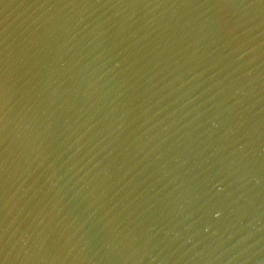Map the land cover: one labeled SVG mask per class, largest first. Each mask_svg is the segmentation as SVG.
I'll use <instances>...</instances> for the list:
<instances>
[{"label": "water", "instance_id": "water-1", "mask_svg": "<svg viewBox=\"0 0 264 264\" xmlns=\"http://www.w3.org/2000/svg\"><path fill=\"white\" fill-rule=\"evenodd\" d=\"M0 264H264V0H0Z\"/></svg>", "mask_w": 264, "mask_h": 264}]
</instances>
